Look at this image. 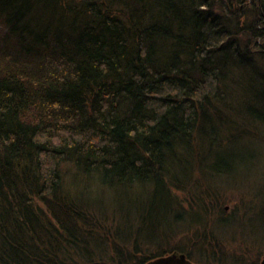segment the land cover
<instances>
[{
    "label": "trees",
    "instance_id": "obj_1",
    "mask_svg": "<svg viewBox=\"0 0 264 264\" xmlns=\"http://www.w3.org/2000/svg\"><path fill=\"white\" fill-rule=\"evenodd\" d=\"M243 141L264 158V0H0V264H228L201 176ZM91 181L151 201L109 222Z\"/></svg>",
    "mask_w": 264,
    "mask_h": 264
},
{
    "label": "rangeland",
    "instance_id": "obj_2",
    "mask_svg": "<svg viewBox=\"0 0 264 264\" xmlns=\"http://www.w3.org/2000/svg\"><path fill=\"white\" fill-rule=\"evenodd\" d=\"M241 145L243 147L240 149L245 153L243 158L241 155V158L232 162L235 167L227 171H221L222 173H217L216 176L207 173L205 178L201 176L202 182L205 183L209 189H205L203 186L202 188L209 192L210 195L208 196L210 197H215L216 194L219 193L218 197H222V199L220 198L221 206L226 208L228 213L227 216L231 220L229 223L223 224L216 221L215 218L213 219V226L218 232V234L215 232L216 236L220 237L223 241L226 239L231 242L224 244L226 252L238 255L243 264H262V260L264 259V158L258 157L255 160L250 159L246 152L254 150L258 153V150L249 145L246 141H243ZM90 183H92L93 187L89 186V188L91 187L89 189L91 193L88 192V199L91 201L92 199H99V195L105 196L102 201L109 204V206H105V209L107 208L106 213L109 217V222H113V219L116 221V219L111 216L113 214L112 210L114 209L121 214L122 221L125 223H134L136 211L140 210V205H142L137 202L140 201V203L145 204L147 201H151L148 192L141 188L131 192L120 191L116 193H106V191L101 187L99 188L93 181ZM82 189V187H77L78 192H81ZM213 191L216 194H214ZM133 200H137V204L132 203ZM243 200L244 205L245 203L251 205L252 212L233 221L232 219H234L241 210L240 203ZM124 205H127L131 209H126ZM99 209L103 210L101 208ZM144 210H146V207L143 208V211ZM198 210L202 211L201 209ZM147 212L148 211H146V213ZM204 212L212 214L211 212ZM170 223L171 219L163 221V228L160 230V234L163 232V234H167L172 231L173 235L169 237V240L164 242L165 244L169 241L168 243L172 245L179 243L181 239H187L186 235L194 232L196 228L193 226L191 228L187 227L195 223L203 224L205 223V218L201 215L198 218L190 213L184 217L183 224H173L171 228H168ZM183 227H185V229L176 232V230L182 229ZM240 240H243V243L240 242ZM247 243L254 245L260 251H256L252 254L247 248ZM238 257L234 259L233 256H228V264H242L238 262ZM253 259L256 261L253 262ZM195 260L199 261L198 253L195 256Z\"/></svg>",
    "mask_w": 264,
    "mask_h": 264
},
{
    "label": "water",
    "instance_id": "obj_3",
    "mask_svg": "<svg viewBox=\"0 0 264 264\" xmlns=\"http://www.w3.org/2000/svg\"><path fill=\"white\" fill-rule=\"evenodd\" d=\"M147 264H194L188 261L183 253H172L167 256L156 258ZM264 264V259L262 260Z\"/></svg>",
    "mask_w": 264,
    "mask_h": 264
},
{
    "label": "bare ground",
    "instance_id": "obj_4",
    "mask_svg": "<svg viewBox=\"0 0 264 264\" xmlns=\"http://www.w3.org/2000/svg\"><path fill=\"white\" fill-rule=\"evenodd\" d=\"M174 253V252H173ZM175 253H180V252H176L175 251ZM172 254V253H171ZM184 254V253H183ZM168 255H170V254H168ZM185 255V254H184ZM185 257H186V259L188 260V261H191L192 263H194V264H197V263H195V262H193L191 259H189L186 255H185ZM151 262V261H150Z\"/></svg>",
    "mask_w": 264,
    "mask_h": 264
}]
</instances>
